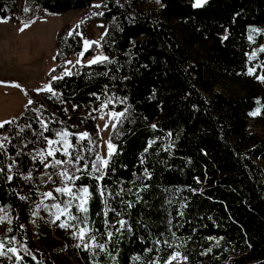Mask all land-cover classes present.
Returning a JSON list of instances; mask_svg holds the SVG:
<instances>
[{
  "label": "trees",
  "instance_id": "1",
  "mask_svg": "<svg viewBox=\"0 0 264 264\" xmlns=\"http://www.w3.org/2000/svg\"><path fill=\"white\" fill-rule=\"evenodd\" d=\"M192 3L0 0V20L29 22L44 13H79V28L65 25L57 35L60 65L47 78L56 95L30 98L33 103L15 123L0 129V136L11 140L5 141L6 154L0 153V207L6 209L0 216L11 219V224L3 223L0 240L15 237L36 257L25 256L23 264H74L40 246L47 233L61 229L49 223L52 217L44 210L32 216L42 193L61 186L58 176L48 181L44 175L60 169H45L28 155L46 147L38 118L48 123L44 136L51 139L60 130L88 133L76 149L91 162L100 156L96 122L106 108L126 113L109 134L114 152L105 178L98 182L77 172L82 179L76 184L92 193L89 223L107 250L97 249L93 257L78 249L77 264H150L173 250L186 256L187 264H264V82L257 79L264 76V0H208L197 9ZM96 4L102 7L93 8ZM97 12L104 15H93ZM87 24L106 26L103 49L113 62L74 64L72 75L53 81L52 76L63 75L64 61L82 47L81 36L66 39L68 32L82 34ZM253 52L256 56L249 60ZM249 68L253 75L247 74ZM222 80L237 85L239 93L217 90ZM109 98L113 103L102 108ZM258 108L259 115H249ZM250 122H258L260 134L251 132ZM77 138L68 137L74 144ZM28 140L34 143L24 147ZM10 158L17 162L11 182ZM56 158L66 159L59 153ZM29 170L32 179L26 181L19 173ZM119 220L126 224L117 231ZM14 259L0 258V264Z\"/></svg>",
  "mask_w": 264,
  "mask_h": 264
},
{
  "label": "snow or ice",
  "instance_id": "2",
  "mask_svg": "<svg viewBox=\"0 0 264 264\" xmlns=\"http://www.w3.org/2000/svg\"><path fill=\"white\" fill-rule=\"evenodd\" d=\"M157 3H160V0H156ZM208 0H193L192 7L194 9L203 7ZM117 3H119V0H117ZM106 7V5H104ZM122 6V5H121ZM93 8H101V4H96L92 6ZM27 11V9H25ZM93 15H104L103 12H97L93 13ZM3 22V21H0ZM28 27L27 24L24 25V28ZM24 28H21L20 31H24ZM76 28H79V25L76 26ZM251 32L259 33L261 32L260 29L252 28L250 29ZM73 35L81 36L82 34L79 31L70 30L67 34V38L73 37ZM227 39V35L222 37V40ZM248 39L252 41L254 38L252 35H249ZM96 44L97 47H99V44L94 41H88L84 40V51L79 53V57L82 58L84 55V52L88 51V49L93 45ZM261 52H264V46L260 49ZM256 56V53L253 52L249 56V60L254 59ZM80 58L77 59L76 63L79 64L81 62ZM107 61L108 63H112L113 61L109 60V58L105 55H97L92 60L88 62L89 66L93 64H97L100 62ZM68 64H71V61L66 62ZM55 71V69H53ZM254 69L249 68L248 75H253ZM73 73L70 70H66L63 75L61 76H52L51 79L53 81L63 79L64 76H70ZM261 82H264V76L257 77ZM14 87H19V85H12ZM39 91H47L51 93L53 96L56 95V92L52 88L51 84L45 85L42 89H38ZM99 99V97H97ZM29 105L33 103V101L29 100ZM113 101L111 98L108 99L106 103L102 105V108L108 107L109 104H112ZM123 103V101H121ZM259 103V102H258ZM126 110L118 113H109L110 119H115L117 122L125 116ZM260 114V109H256L254 112L249 113L250 116H256ZM104 117L101 116V119ZM40 124V133L39 135L45 140L46 147L40 150H37L36 154L33 155L32 153H28L29 156H31L33 161L39 160V163L44 166L45 169H60L59 171L54 172H45L44 175L47 176L48 181L52 180L53 176H58L60 178V185L55 187L52 191L44 192L42 193V197L38 203H36L35 209L32 211V216L37 217L40 210H44L48 213L52 219L49 220V223L56 224L59 228L64 230H71V235L73 239L77 240L75 247L88 252L90 256H96L97 249L99 252H106L107 250V242H101L98 236L95 234L97 230H94L88 219V212H89V202L92 196V193L89 190L88 186H77L76 182L82 179V175H77L76 173L79 172L81 174H87L92 179L96 181H102L105 178V169L108 167L109 161L111 156L114 152V146L109 143L108 144V158H102L98 154L95 157V160L88 161L83 156H80L78 154V151L76 149V145L79 144L81 141L85 140L88 137V133H80V134H73L69 133L65 130H60L55 133V136L58 137V139H51L46 136H44L45 132L50 131L48 123L45 122L43 119H39ZM14 121H3L0 122V129H3L6 124H13ZM31 124L25 125L24 127H21L19 129V132L17 135H19L20 132H23L25 128H31ZM105 127H108L106 124ZM113 128L116 127V124L112 125ZM153 128L156 127V125H152ZM33 135H36V133H33ZM72 135H77L76 143H72L68 137ZM5 141L11 142L10 137L7 135L0 136V153L6 154L7 144ZM34 143V141L28 140L26 143H24V147H27L28 144ZM150 142L149 147L151 146ZM56 145H59L56 147ZM147 150V149H146ZM57 153H59L61 156L66 157V159H59L56 158ZM17 155H21L20 152L17 153ZM51 157L52 159L49 160L48 158ZM12 159V163L8 165V174L7 175V181L11 182L13 180V176L17 173H14L13 170L17 166V162L14 158ZM81 161H83V165H81ZM68 165H71V167L74 169V171H70L67 167ZM4 172V168L0 166V173ZM26 181H31V170H29V173L27 175L23 173H19ZM124 191L121 189V192ZM129 191H131L129 189ZM53 193L57 194L54 195ZM117 195H120L119 192H117ZM101 196H103V192H101ZM59 197H65L66 199L60 200L58 203H52L51 205L45 204V200H58ZM20 200H27L29 197L27 196H20ZM105 207L107 208V204L105 202ZM129 207H131V204H129ZM74 210V211H73ZM0 212H6V209L4 207H0ZM108 212L105 211L104 215L107 216ZM61 217H64L62 220ZM7 222L8 224H11V219L7 216H0V224H3ZM59 222V223H57ZM33 223L35 221L33 220ZM119 228L116 229L117 231H120L124 228L126 221L119 220L118 221ZM105 227H109V222L105 220ZM112 227H115V225H112ZM8 232H11L12 229L9 228L7 230ZM102 235V234H101ZM113 236L112 231L107 232V237L111 239ZM212 239V238H209ZM219 241H217L218 243ZM19 245V247H16L15 245ZM169 247H173L172 245H169ZM177 248L179 246H176ZM208 251H211V248L208 249ZM23 252L24 256L20 255V253ZM11 254V255H9ZM25 256H31L33 260L36 259L35 256L32 255V253L28 250V248L21 242L17 241L15 237L9 238V239H2L0 240V258L7 257L8 259L15 258L13 260V264H23L24 257ZM114 259V257H113ZM134 260L139 261V257H134ZM150 264H187V257L182 256L180 251L173 250L170 252L168 257L166 259H163L162 261H152Z\"/></svg>",
  "mask_w": 264,
  "mask_h": 264
},
{
  "label": "rangeland",
  "instance_id": "3",
  "mask_svg": "<svg viewBox=\"0 0 264 264\" xmlns=\"http://www.w3.org/2000/svg\"><path fill=\"white\" fill-rule=\"evenodd\" d=\"M0 122L12 121L23 113L28 106L30 98L38 97L47 91H37L49 84L48 75L60 63L56 60L57 45L56 39L63 26L73 28L79 23V13L68 11L65 13L51 14L44 13L36 16L32 21H10L0 20ZM27 24L28 27L24 28ZM24 28V31H20ZM106 26L102 24H87L82 33V47L84 51V40L94 41L88 51L84 52L82 58L78 54L70 55L64 61V70L77 64L80 58V65L89 66L88 62L97 55H105L103 49V35ZM197 46L194 47L195 49ZM71 61V64L66 62ZM94 65V64H93ZM91 66V65H90ZM12 85H19L14 87ZM219 91L226 94L239 93V87L231 82L222 80L216 86ZM109 113H117L104 109L103 119L98 118L96 127L100 134V156L108 158L109 134L112 125L117 121L109 118ZM108 127H105V125ZM251 132L261 133L262 129L258 122L249 123ZM58 139V138H57ZM58 147V145H56ZM3 224L0 226V235L3 232ZM31 230L32 224L28 225ZM57 232L47 233L48 238L40 246L49 254L57 253L65 263H78V248L75 247L77 240L73 239L71 230L57 229ZM38 242V241H37Z\"/></svg>",
  "mask_w": 264,
  "mask_h": 264
}]
</instances>
